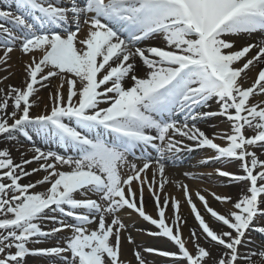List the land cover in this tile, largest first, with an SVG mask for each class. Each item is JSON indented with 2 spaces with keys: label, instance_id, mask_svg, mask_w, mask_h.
Listing matches in <instances>:
<instances>
[{
  "label": "snow or ice",
  "instance_id": "obj_1",
  "mask_svg": "<svg viewBox=\"0 0 264 264\" xmlns=\"http://www.w3.org/2000/svg\"><path fill=\"white\" fill-rule=\"evenodd\" d=\"M14 4L16 13L0 10V64L7 66L17 48L29 59L24 86L0 88V141L33 142V154L17 163L9 147L0 148V264H28L30 256L49 264H124L126 225L120 213L125 210L155 226L149 235L177 249H134L137 264H147L143 252L170 258L172 264H241L253 255L264 257V249L248 250L250 233L264 235V159L257 154L264 155V100L255 101L264 96V35L236 46L237 39L264 34V0ZM155 37L163 46L151 43ZM250 68L258 74L245 87ZM56 77L60 83L49 92L50 110L45 105L44 112L32 115L35 93ZM213 100L218 111L206 110ZM214 117H224L230 129L206 134L199 125ZM38 137L62 146L65 154L36 146ZM194 148L214 153L201 164L237 162L239 173L221 168L216 173L246 182L235 200L210 193L231 205L226 214L195 192L219 230L206 222L189 186L176 182L215 255L200 243L196 229L189 233L193 248L187 247L181 202L164 192L166 165ZM33 163L38 166L29 169ZM40 172L45 173L40 179L21 183ZM38 186L44 190L35 191ZM145 189L155 218L146 211ZM63 232L69 235L62 244L30 246ZM127 240L134 243L131 236Z\"/></svg>",
  "mask_w": 264,
  "mask_h": 264
},
{
  "label": "bare ground",
  "instance_id": "obj_2",
  "mask_svg": "<svg viewBox=\"0 0 264 264\" xmlns=\"http://www.w3.org/2000/svg\"><path fill=\"white\" fill-rule=\"evenodd\" d=\"M3 2L5 4L7 3V1H3ZM3 2H2V0H0V4H2ZM79 35L82 36V34H79ZM262 35H264V34L257 33L255 35H252L251 37H246V38H243V39H237V45L236 46L239 47V46L244 45L245 43H250V42H259V40L261 39ZM228 39H234V38L233 37H228ZM151 42H155V43L159 44V42H163V39H161V37H155V38H153L151 40ZM19 54H20V57H21V59L23 60L24 63L26 61H28V59H29L28 56L22 55L21 52H19ZM253 55H254V53H253ZM137 63H138V60H137ZM139 73H141L142 75L144 74L143 70L140 71ZM0 74H3V75H0L3 78L7 77V79H3L2 78L0 80V88H6L8 85H14V86H18V87H23L24 86V79H25L24 66H16V71L14 70L13 72H10L8 75L5 74V73H0ZM249 76H250V73L247 71V78H249ZM254 79H255V76H254ZM51 80L52 79H50V82H48L47 86L39 88L38 91L35 93V94L39 95V96L36 97V98H38V100L39 99H43V100L44 99H46V100L49 99V92L53 91L54 85H55V88L59 86V83H60L59 78L56 79L53 82ZM64 91L66 93V87H65ZM260 98H261V96L256 97L255 99H256V101H261ZM262 98L264 100V96H262ZM43 100H39V101H43ZM47 101L49 102V100H47ZM101 106H106V105H101ZM212 107H214L215 109H218V106H217V104L215 103L214 100L209 102L208 108L211 109ZM10 110L11 109H9V111ZM179 118L183 119L182 116L179 117ZM221 120H223V119H218V118L213 119V118H211L207 122H202L200 125L205 127V128H208V131H209V129H211V127L214 126L215 123H217V122H219ZM226 122L223 121L221 123H217L215 126H218V125H221L222 123H224V124H226L227 129L229 130L230 129V125L228 124V122L227 123ZM209 132H212V131H209ZM251 132L252 131L248 130L246 132V134L250 135ZM34 143L35 144H39L40 143V144L47 145V146H49V148L51 150H54V151H65L62 146L57 145L56 143H49L48 141L43 140L42 138H39V137L34 140ZM12 145H16V144L8 142L6 140L0 141V148L9 147L10 150H11L10 154H11L12 158L14 159V161L17 162V163H19L22 159L30 158L31 155L33 154L30 151V149L29 150H23L22 148H19V147L13 148ZM69 153H71V152H69ZM193 154H194V152L185 151L184 153H182L180 155L178 160L169 161V163L166 165V175L168 176L169 183L165 186L164 192L167 193L170 197H175L177 200H179L181 202L180 214L187 221V225L182 228V234L185 235V236L189 235L190 229H196L197 234H201V232H200V229L198 227L197 222L195 220L191 219L192 214L190 213L189 206L187 205V203L184 200L182 190L176 186V182H182V183L186 184L187 182H190V181H189L188 178H177V179L173 178V174H175V173L180 174L181 173V174L185 175V173H190L191 174V175H189L190 177L191 176H197L196 175L197 174L196 171H198V169L192 170V169H189L187 167H183L182 166V164L193 163V158H192ZM257 154H258L260 159H264V155L260 154L259 151H258ZM213 155L214 154H211L210 156H213ZM194 163H195V161H194ZM209 163H214L216 165H223V164H225V161H222V162L211 161ZM34 167H37V166H35L34 163L28 166L29 169L30 168H34ZM207 167H209V165H207ZM124 169L127 170V168H124ZM234 169H236L235 166L233 168H230V170H234ZM64 170H67V168L65 167ZM199 170H202V169H199ZM206 170L210 171L211 169L207 168ZM38 174H40V173H38ZM38 174H34L31 177H29V178L23 179L21 181V183H28L30 181L34 182L35 180H37ZM43 175H45V173H43ZM170 176L172 177V179L170 178ZM149 177H151V172H149ZM207 179L210 180V181H214V180H218V179L220 180V177L213 176V177L207 178ZM245 183H240L238 185L234 184L233 186H231V188H222L220 186H217L218 184L216 185L217 187L214 184H212V186H214V190L216 191V194H218V195H228V196H231L233 198V200H234L235 197L240 196L242 194V189L245 188ZM189 184H191V183H189ZM195 186H197V190L196 191H200L201 194H203L202 190L200 188V187H202V184L198 183L197 185H192V188H194ZM203 188H204V186H203ZM205 188H207V190L211 189V187H208V186H205ZM43 190L44 189L39 187V186L35 189V191H43ZM203 190H206V189H203ZM78 198H81V197H78ZM144 200H145V203H146V211H147V213L152 215L155 218L157 216L155 204H154V202L152 200V197L148 193L147 189H145V192H144ZM193 201L197 204V207L201 210V212L204 213V210H203V207H202L200 201L198 199H196V197H194V196H193ZM208 202H209V205L212 208H214L215 210H217L221 214H226L228 209L231 207L230 204H225V203L216 204V203H214V202H219L217 200L208 201ZM219 206H224L225 208H222V207H219ZM204 214H205L204 218H205L206 222H208L209 225L214 230H219L220 229V224L214 222V219L211 218L210 215H208L206 213H204ZM166 215L169 217V221L168 222L171 223V216H172L171 208H169L167 210ZM120 216H121V219H122L123 223L126 225V229L122 230V252H121V255L123 256V255L131 254L132 257L130 256L129 258H127V260H132L134 262H137L136 259H135V256H134V249L135 250H141V251L143 249L142 248L137 249V247H131V248L128 247V245H127V243H129L128 240H127L128 236H131L132 240L134 241V243H132V244L135 245V246H138L140 244H148L150 242H154V243L156 242V244H157V242L161 241V239L158 238V237H155V236H152V235L148 234L150 232H156L157 229L155 228V226L151 225L149 222H147V221L143 220L141 217H139L138 214L135 213L134 211L125 210V211L120 213ZM95 227H96L95 223L89 225L90 229L95 228ZM224 230H227V229L225 228ZM200 241H203V239H200ZM260 244L261 245H257V246L249 245L248 246L249 252L254 250V248H260V247L264 246V242H261ZM209 247L212 248L213 254L215 255L216 254L215 247H212L211 245H208V248ZM164 248H166V249H168L170 251L175 250V246L173 244L172 245L168 244ZM244 251H245V249L242 248L241 252L243 253ZM32 259H34V258L33 257H28V260L31 261ZM263 260L264 259H262V256L260 258H256L255 257V259H252L251 261H247L245 263L243 262L241 264H260L261 261L264 264Z\"/></svg>",
  "mask_w": 264,
  "mask_h": 264
},
{
  "label": "rangeland",
  "instance_id": "obj_3",
  "mask_svg": "<svg viewBox=\"0 0 264 264\" xmlns=\"http://www.w3.org/2000/svg\"><path fill=\"white\" fill-rule=\"evenodd\" d=\"M0 10H3V11H11L13 13H16L15 7L8 6V5L7 6L0 5ZM0 22H2V21H0ZM5 26H10V25H8L6 23ZM151 43L154 44V45H157V46H163L164 41L163 42H159V44L158 43H155V42H151ZM239 47H241V46H239ZM239 47H237V48H239ZM19 52L20 51L17 48L16 50H14L11 53V59L8 62V65L7 66L0 64V73H5V74L8 75L10 72H13L14 70L16 71V66H24V62L21 59ZM137 60H138V63L137 64H142V62L139 61V59H137ZM237 66H240V65H237ZM247 71L250 73V76H249V78L246 79V81H242V83L244 84L245 87H248L249 85H251V83L254 81V76H256L258 74L257 68H250V70H247ZM0 75H3V74H0ZM138 75H142V74L141 73H138ZM2 78L3 77L0 76V80ZM51 79H52L51 81L53 82L56 79H58V77L51 78ZM54 90H55V85H54L53 91ZM37 96H39V95L35 94L34 99H36ZM257 97H259V96H257ZM260 99L263 100L262 96H261ZM39 100H43V99H39ZM39 100H38V106H34L31 109L32 115H37V114H40V113L44 112L45 111V105H48V110H50V107H51V101H50V99H47V100H49V102L46 99H44L43 101H39ZM255 101H256V99H255ZM256 102H259V101H256ZM206 110L218 111V109H215L214 107H212L211 109L210 108H207ZM215 118L223 119V120H221V121H219L217 123H221L223 121L226 122V120H225L224 117H214L213 119H215ZM9 122H11V121H9ZM217 123H215V125ZM215 125L212 126L211 129H209V131H212V132H209L208 131V128H205V127H203L201 125H199V126L209 136H212L213 133H222L224 131H228L227 126L224 123H222L221 125H218V126H215ZM250 135H253V132H251ZM215 142L220 143V144H224L225 143V141L224 140H221V139H217ZM188 143H191V142H188ZM12 147L13 148L19 147V148H22L23 150H29L32 147V142H28V141L21 140L20 144L12 145ZM39 147H41L45 151L51 150L47 146H45L43 144H39ZM59 153L62 154V155L65 154V152H59ZM211 154H214V153L212 151H210V150L200 149V150L197 151V153L193 154V156H192L193 163H190V164H187V163L186 164H182L183 167H187V168L192 169V170L198 169V171H196L197 172V174H196L197 176H191L190 177V176H185L184 174H181V173L180 174H178V173L173 174V178H176V179L177 178H188L189 179L190 182H187L186 184L189 186V188H190L191 192L193 193V196L194 197H195V195H194L195 192H197L196 191L197 190V186H195L194 188H192V185H197L198 183H201L202 184V187H200V188L202 190V193L205 195V197H206V199L208 201L215 200L213 198V196L210 194V193H213V192L216 193V191L214 190V186H212V184H214L215 186L218 184L217 186H220L222 188H231V186H233L234 184L238 185V184L241 183V182H230L228 180V178L220 177L216 173V169L217 168H221L223 170H227V171H230V172H237V173H239L240 172V169H239V164L237 162L225 161V164H223V165H216L214 163H208V164L205 165V164H201L200 163L201 160H203L205 157L210 156ZM68 155H70V154H68ZM194 161H195V163H194ZM207 165H209V167H207ZM35 166H38V165L35 164ZM234 166L236 167V169L230 170V168H233ZM207 168H209L211 170L208 171V170H206ZM199 169H202V170H199ZM43 173L44 172H40V174H38V178L37 179H40L42 177ZM213 176L220 177V180L218 179V180L210 181V180L207 179V178H211ZM170 178L172 179L171 176H170ZM189 183H191V184H189ZM203 186H204V188H203ZM205 186L211 187L212 190L211 189L207 190V188H205ZM203 189H206L207 191L206 190H203ZM238 197L239 196L235 197L234 200L237 199ZM81 198H83V197H81ZM214 203H216V204H222L221 202H214ZM219 207L225 208L224 206H219ZM202 214L205 215L203 212H202ZM193 217L194 216L192 215L191 219L195 220ZM216 223H218V222H216ZM68 235H69L68 232H63V233H61L57 237V239H49V240L43 241L41 244L32 245V247L55 246L58 241L62 244L63 243V240L61 238L62 237H66ZM197 235H201V234H197ZM182 237L185 240L188 241L187 247L191 250L193 248V245L191 243V240L189 239V235L188 236H185V235L182 234ZM250 237H251V239L253 241V243L250 244L252 246L261 245L260 243L261 242H264V235L258 234L256 232L250 233ZM160 239H161V241L157 242V244H156V242L155 243L154 242H150L148 244H140L139 246L142 249L148 248V247H154V248H159L161 250H168V249H166L164 247H166L168 244H171L172 245V243L169 242V241H167L166 239H162V238H160ZM201 239H203V236L202 235H201ZM200 243L202 245H204L206 248H208V244H205L204 239H203V241H200ZM127 245L130 248L131 247H137V246L133 245L132 243H127ZM261 249H264V246L263 247H260V248H254V250H256L257 253ZM173 251H177L176 247H175V250H173ZM127 255H123V256L121 255L120 256V259L124 262V264H137V262H134L132 260H127V258H129L130 256L132 257L131 254H127ZM143 255H144L145 260L147 261V264H172V260L170 258L161 257L159 255H155V254H151V253H147V252H143ZM255 257L256 258H260L261 256L259 254L253 255L251 257V260L252 259H255ZM262 259H264V257H262ZM243 262L245 263L247 261H243L242 260L241 263H243ZM28 264H49V262L47 260H45V259H42V258H34L31 261L28 260ZM260 264H263V262L261 261Z\"/></svg>",
  "mask_w": 264,
  "mask_h": 264
}]
</instances>
